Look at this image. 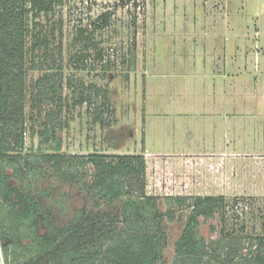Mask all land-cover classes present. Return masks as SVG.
<instances>
[{
  "label": "rangeland",
  "instance_id": "374dc122",
  "mask_svg": "<svg viewBox=\"0 0 264 264\" xmlns=\"http://www.w3.org/2000/svg\"><path fill=\"white\" fill-rule=\"evenodd\" d=\"M66 2L54 15L40 17L43 30L48 35L54 31L53 46L50 57L41 60L38 70L29 72L24 153L56 152L58 141L49 135V142H44L47 136L39 134L44 129V115L42 120L31 121L36 115L31 97L35 81L53 71V67L56 71L62 66L65 79H72L76 88L65 85L63 97L68 108L63 116L64 128L57 133L60 153L68 157L95 152L142 153L148 167L147 191L159 196L161 211L169 209L168 197L224 195L229 202L226 222L220 216L202 218L201 235L208 242L219 240L223 227L242 235H264L261 136L245 128L239 132L238 147L243 149L247 143L246 148L252 151L233 155L236 163L229 158L216 161L206 156L221 149L226 141L221 116L245 113L244 108L251 105L245 98L249 86L258 80L257 90L262 89L264 1L146 0L141 10L119 5L117 0ZM107 12L112 13L109 26L98 28L99 17ZM80 29L93 35L98 46L91 50L89 67L81 70L75 61L82 48L78 40ZM98 50H102V61L95 58ZM93 85L109 95L111 112L104 115V125L95 123L93 115L94 106L100 105L102 99L92 108L75 105L81 92L94 96ZM51 107L47 103L44 109ZM245 118L246 115H238L237 122L250 120ZM230 138L233 139L232 134L227 136L228 141ZM203 144L206 152L202 151ZM201 151L205 154L195 155L194 159L185 155L169 158L172 154ZM211 154L216 156L218 152ZM75 181H63L54 164L44 162L40 179L34 184L36 189H32L47 207L54 208L56 222L61 226L69 224L85 206L97 211L87 190L78 178ZM105 208L103 204L99 209ZM174 208L179 219L166 224L169 240L163 251V264H173L175 243L188 213L176 204ZM41 229L44 231L43 226ZM30 243V239L25 240L26 245ZM0 263L5 264L1 242Z\"/></svg>",
  "mask_w": 264,
  "mask_h": 264
},
{
  "label": "trees",
  "instance_id": "16d2710c",
  "mask_svg": "<svg viewBox=\"0 0 264 264\" xmlns=\"http://www.w3.org/2000/svg\"><path fill=\"white\" fill-rule=\"evenodd\" d=\"M65 0H0V242L5 264H163L168 246L167 222L178 217L175 204L188 211L184 228L175 243L173 264H264V235H242L222 229L219 240L208 242L200 233L201 219L220 216L226 222L229 202L220 196L168 197L169 209L159 208V196L147 191V160L142 153L73 155L60 153L59 129L64 128L68 105L63 97V67L45 73L32 87L31 108L42 120L44 142L49 135L58 141L55 153L27 155V82L30 71L50 57L52 35L43 30L42 15H54ZM112 13L98 19V28L108 27ZM82 44L76 57L78 69H87L91 50L98 49L93 35L79 30ZM103 60L102 50L97 51ZM107 69L108 66L104 65ZM81 92L75 105H95L94 122L104 125L111 112L108 92L93 85ZM50 103L51 108L44 106ZM113 112V111H112ZM35 116V117H34ZM52 163L65 182H79L95 202L97 211L85 206L64 226L57 224L54 208L46 206L32 189L43 163ZM68 163V167L64 164ZM82 170H84L83 173ZM82 180V181H81ZM89 180V181H87ZM78 182V181H77ZM19 183V184H18ZM106 205L104 210L100 206ZM237 202L234 203V205ZM43 226L44 231H42ZM245 232V228L242 227ZM30 239L29 245L25 240Z\"/></svg>",
  "mask_w": 264,
  "mask_h": 264
},
{
  "label": "crops",
  "instance_id": "0c3cea01",
  "mask_svg": "<svg viewBox=\"0 0 264 264\" xmlns=\"http://www.w3.org/2000/svg\"><path fill=\"white\" fill-rule=\"evenodd\" d=\"M226 87H232L230 85H228V83L224 84ZM261 87L262 89L260 91L257 90L258 88V80L255 81L253 84H251L249 86V92L246 91L245 94V98L246 101H250L251 105L250 107L247 108L245 107L244 110L246 109L247 111L244 113H235V115L233 117H231L230 113H225L224 115H222L221 117H223L221 126L226 130L224 135H225V143L223 145V147L225 148H221V149H214L213 151H211L212 153H217L218 154L216 156H213V154H207L206 156H212V158L214 160H233L234 163H236V159L235 156L239 151H252V149H248L246 148V144L245 148L240 149V147H238V143L241 142V140L238 141V136H239V132L245 128L246 131L253 133V135H257L258 137L261 136L262 140H259L261 145L260 149H263L264 147V81L261 82ZM248 88V87H247ZM225 93V92H224ZM238 115H246V120L250 119L248 122H237V117ZM209 116V115H206ZM211 116V115H210ZM234 118L233 122L232 119ZM217 127V124H215V128ZM223 129V130H224ZM250 130V131H249ZM256 133V134H255ZM230 134H232L233 139L230 138V140L228 141L227 136H229ZM200 144V140H197ZM201 143H205V142H201ZM204 146V144H203ZM204 149H206V146H204L202 151H205ZM200 152L199 154H172V155H168L169 158L173 159L174 157H182V156H189V158L194 159L193 156L198 155L199 157L201 156V154H205V152ZM217 151V152H216ZM209 153V152H207ZM183 158V157H182ZM202 158V157H201ZM229 158V159H227ZM175 159V158H174ZM177 159V158H176ZM180 159V158H179ZM178 159V160H179ZM231 160V161H232ZM229 161L228 164H232V162ZM233 163V164H234ZM226 162V165H228Z\"/></svg>",
  "mask_w": 264,
  "mask_h": 264
},
{
  "label": "built area",
  "instance_id": "2783aa9c",
  "mask_svg": "<svg viewBox=\"0 0 264 264\" xmlns=\"http://www.w3.org/2000/svg\"><path fill=\"white\" fill-rule=\"evenodd\" d=\"M117 1L119 5H123L128 8L129 7L136 8L138 10H141L145 6V3H146V0H117Z\"/></svg>",
  "mask_w": 264,
  "mask_h": 264
}]
</instances>
